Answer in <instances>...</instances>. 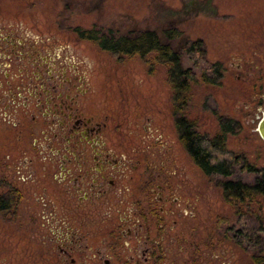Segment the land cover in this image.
Here are the masks:
<instances>
[{"label": "rangeland", "instance_id": "rangeland-1", "mask_svg": "<svg viewBox=\"0 0 264 264\" xmlns=\"http://www.w3.org/2000/svg\"><path fill=\"white\" fill-rule=\"evenodd\" d=\"M170 24L191 41H201L208 60L223 68L216 85L199 77L192 84L189 120L210 138L220 132V123L233 121L227 150L264 169V140L257 132L264 117V0H0V25L31 37L37 33L42 47L57 46L56 53L83 72L89 105L96 104L120 125L121 154H129L134 164L168 169L174 196L162 215L149 216L150 222L164 219V263L252 264L216 229L218 218L233 216L220 186L224 179L206 176L181 145L167 68L139 56L116 57L73 33L77 27H97L123 35L144 28L162 34ZM11 132L0 124V196L6 182L18 181L16 166L22 160L13 149L16 141L6 139ZM242 161L231 179L251 183L255 174L243 171ZM258 202L253 211L258 224L257 219L248 223L264 230V198ZM43 203L26 200L15 216L0 215V264L53 261L47 235L67 226L95 234L90 244L102 240L110 221L101 220L98 212H89L85 226L75 204L54 196L46 203L59 217L52 219Z\"/></svg>", "mask_w": 264, "mask_h": 264}, {"label": "flooded vegetation", "instance_id": "flooded-vegetation-1", "mask_svg": "<svg viewBox=\"0 0 264 264\" xmlns=\"http://www.w3.org/2000/svg\"><path fill=\"white\" fill-rule=\"evenodd\" d=\"M57 48L42 47L37 33L31 37L0 25V124L13 131L6 139L16 141L13 149L22 156L18 181L5 179L0 200L6 207L0 215L15 216L18 206L31 200L44 202L45 213L59 218L46 205L58 195L82 209L85 226L92 211L110 222L96 245L90 241L97 236L81 226L55 230L47 235L55 259L42 264H167L164 219L150 222L149 216L162 215L174 196L168 169L134 164L129 154H121L120 125L96 104L89 105L83 72ZM227 123H220V132L210 139L224 136L226 145L229 133L222 130ZM179 141L190 156L180 135ZM243 171L255 174L245 184L258 179L257 171ZM232 177L223 181H239ZM125 205L129 212H122Z\"/></svg>", "mask_w": 264, "mask_h": 264}, {"label": "trees", "instance_id": "trees-1", "mask_svg": "<svg viewBox=\"0 0 264 264\" xmlns=\"http://www.w3.org/2000/svg\"><path fill=\"white\" fill-rule=\"evenodd\" d=\"M73 31L79 39L92 42L116 57L139 56L147 63L153 61L165 66L173 92L175 125L182 144L208 176L228 180L234 175L242 158L227 150L224 136L210 139L187 116L192 84L197 77L205 84L216 85L223 73L220 64L208 60L201 41H191L174 24L165 28L162 34L145 28L142 31L131 30L124 35L113 28L77 27ZM232 123L229 121L223 126V134L234 133ZM243 170L257 171L258 179L253 184L240 180L222 182L224 199L233 210V216L218 218L216 229L248 254L252 264H264V230L248 223V219H257L258 224L259 217L253 211H258L255 206L259 205L260 198H264V169L257 170L243 162ZM5 207L6 203L0 200V212Z\"/></svg>", "mask_w": 264, "mask_h": 264}, {"label": "water", "instance_id": "water-1", "mask_svg": "<svg viewBox=\"0 0 264 264\" xmlns=\"http://www.w3.org/2000/svg\"><path fill=\"white\" fill-rule=\"evenodd\" d=\"M257 132L259 133L260 137L264 140V117L260 120L257 126Z\"/></svg>", "mask_w": 264, "mask_h": 264}]
</instances>
